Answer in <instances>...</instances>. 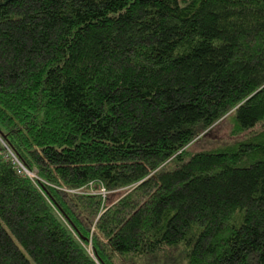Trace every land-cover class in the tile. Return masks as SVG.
<instances>
[{
    "label": "trees",
    "instance_id": "trees-1",
    "mask_svg": "<svg viewBox=\"0 0 264 264\" xmlns=\"http://www.w3.org/2000/svg\"><path fill=\"white\" fill-rule=\"evenodd\" d=\"M0 264H264V0H0Z\"/></svg>",
    "mask_w": 264,
    "mask_h": 264
},
{
    "label": "rangeland",
    "instance_id": "rangeland-1",
    "mask_svg": "<svg viewBox=\"0 0 264 264\" xmlns=\"http://www.w3.org/2000/svg\"><path fill=\"white\" fill-rule=\"evenodd\" d=\"M232 129L233 122L228 116H226L198 136L190 146V150L192 152L210 150L230 143L231 141L238 140L239 138H243L244 135L242 136V134L233 136ZM116 197V195L113 196V198Z\"/></svg>",
    "mask_w": 264,
    "mask_h": 264
},
{
    "label": "built area",
    "instance_id": "built-area-1",
    "mask_svg": "<svg viewBox=\"0 0 264 264\" xmlns=\"http://www.w3.org/2000/svg\"><path fill=\"white\" fill-rule=\"evenodd\" d=\"M11 155H12V153H11ZM15 162L17 163V165L19 167V173H22L24 171L26 174L32 176V174H30L18 160H15Z\"/></svg>",
    "mask_w": 264,
    "mask_h": 264
}]
</instances>
